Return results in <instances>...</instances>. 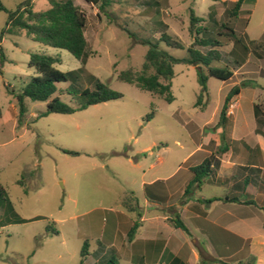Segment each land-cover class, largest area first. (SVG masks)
<instances>
[{"label":"rangeland","instance_id":"obj_1","mask_svg":"<svg viewBox=\"0 0 264 264\" xmlns=\"http://www.w3.org/2000/svg\"><path fill=\"white\" fill-rule=\"evenodd\" d=\"M23 1L0 3L13 10ZM31 1L33 10L49 6L48 0ZM235 1L113 0L107 12L97 16L96 5L73 0L87 17L88 57L84 63L64 49L33 41L24 31L2 36L0 264H106L110 259L135 264L120 259L117 247L106 243L113 237L121 242L122 230L128 234L135 222L139 226L138 215L144 212L138 208L144 205L142 197L136 198L141 171L161 156L163 163L155 170L173 172L170 192H178L185 153L194 150L207 134L218 131L224 135L220 145L228 146V124L217 128L207 124L218 118L224 96L239 82L246 85L233 97L232 117L239 116L243 139L234 145H254L255 136L248 131L255 125L252 104H258L264 116V0H243L238 14L230 17ZM191 9L202 18L201 36L220 42L221 58L214 65L231 69L230 80L209 77L206 91L201 92L195 66L174 64L170 80L173 100L167 102L161 95L117 78L122 70H140L149 43H157L172 56H186L193 40L188 30ZM6 18V11L0 10V32ZM222 22L235 30L240 43L218 35ZM162 32L181 46L160 41ZM30 52L57 56L55 68L76 71L68 80L56 83L51 96L69 106L79 105L76 91L92 89L97 81L122 95L70 114L45 115L40 113L47 101L25 97V112L18 123L16 93L36 73L27 64ZM237 101L240 107L235 106ZM62 148L80 154L70 155ZM127 155L134 156L137 163ZM196 159L197 155L191 162ZM225 192H229L226 187L209 184H203L201 191L205 196ZM156 256L150 254L143 264H154Z\"/></svg>","mask_w":264,"mask_h":264},{"label":"crops","instance_id":"obj_2","mask_svg":"<svg viewBox=\"0 0 264 264\" xmlns=\"http://www.w3.org/2000/svg\"><path fill=\"white\" fill-rule=\"evenodd\" d=\"M233 103L232 99L224 122L229 128L228 146L219 150L224 135L218 131L207 134L194 150L185 153L182 163L186 166H182V186L178 192H170L173 172L159 174L161 170H155L163 163L161 156L141 171L139 193L136 196L131 191L137 200L140 196L143 199L144 205L138 207L144 209L138 215L139 226L131 237L122 230L121 242L113 237L106 243L117 247L120 259L143 264L150 260V254L156 253L154 264H264V124L257 123L252 104L255 125L248 131L254 134L255 143L234 145L242 141L243 134L239 116L232 117ZM235 106L240 107L238 101ZM218 119L219 114L207 125L217 128ZM196 155L197 159L191 162ZM210 156L215 158L211 160V172L199 188L182 198L192 178L191 167ZM127 157L133 163L138 161L134 156ZM203 184L222 185L229 192L205 196L201 193ZM175 213H179L189 234L172 225L170 219ZM125 223L129 224V220Z\"/></svg>","mask_w":264,"mask_h":264},{"label":"trees","instance_id":"obj_3","mask_svg":"<svg viewBox=\"0 0 264 264\" xmlns=\"http://www.w3.org/2000/svg\"><path fill=\"white\" fill-rule=\"evenodd\" d=\"M49 6L44 10H33L32 1L25 0L13 10L6 9L0 3V10L6 11L7 18L5 26L0 32V41L4 34L18 35L21 31L30 37L33 41L40 42L44 45L60 48L68 51L71 55L81 61L86 62L88 57V42L85 36V27L87 17L73 0H48ZM89 4L96 5L98 8L97 16L105 14L107 7L113 0H84ZM243 0H236L229 10V16L234 17L238 14ZM202 18L196 16L193 10H190L188 30L193 40L187 47V55L183 57H175L158 47L157 43H149L144 54V60L140 70L131 68L122 70L117 75L120 81H124L137 86L143 90L153 94L161 95L167 102L173 100L170 93V80L174 75L173 65L184 63L195 66L198 73V81L201 92L206 91V82L209 77H215L220 80H228L232 77L233 71L227 66H217L214 62H219L221 53L218 47L221 45L216 39L210 41L201 36L202 26L200 22ZM218 35L225 36L234 40V43H240V39L236 36L235 30L226 22H222L218 29ZM167 46L180 47L181 43L166 32H162L159 37ZM201 48H207L205 51ZM4 59L2 47L0 46V61ZM59 62V57L46 53L30 52L28 66L35 70V74L25 82L20 91L16 93L18 103V123L25 112L24 98L31 100L47 101L46 109L41 115L47 113L70 114L76 110L83 109L87 105H92L107 100L120 97L122 94L118 91L110 89L106 84L97 81L94 88L86 87L80 91H76L75 95L79 99V105L72 107L59 100L58 97H51L57 90L56 83L68 80L76 71L63 72L54 67ZM246 84L241 82L233 85L224 96L223 104L220 109L219 119L215 127H219L226 121V113L228 107L239 92L241 87ZM201 94L199 95L200 98ZM254 113L258 124H264V116L261 117V110L258 104H254ZM226 147H219V150H225ZM64 153L70 155H78L79 151L61 149ZM215 160L210 156L205 158L201 163L191 167L192 178L185 187L183 197L192 193L193 190L199 188L203 179L211 172V160ZM217 163V162H216ZM133 200L136 198L131 197ZM181 198V200H182ZM225 200H237L235 198ZM209 201V200H207ZM136 202V201H135ZM137 203V202H136ZM174 227L181 228L189 234L186 225L180 218L179 213H175L170 219ZM137 223L128 232V237L134 232ZM85 251H82L84 255ZM117 264L116 259H110L106 264Z\"/></svg>","mask_w":264,"mask_h":264}]
</instances>
